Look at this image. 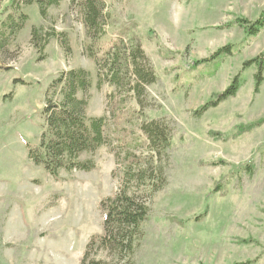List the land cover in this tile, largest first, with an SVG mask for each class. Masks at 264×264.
<instances>
[{"label": "rangeland", "instance_id": "374dc122", "mask_svg": "<svg viewBox=\"0 0 264 264\" xmlns=\"http://www.w3.org/2000/svg\"><path fill=\"white\" fill-rule=\"evenodd\" d=\"M103 1L105 34L96 42L80 0H61L44 15L36 3L0 2V34L15 10L27 16L0 48V264H81L104 234L101 202L119 192L128 153H150L141 127L155 119L171 136L150 158L167 184L146 194L150 212L131 263L264 264V123L249 127L264 119V80L256 90L258 67L244 64L264 51V27L249 35L240 22L261 19L264 0ZM120 39L139 43L157 74L143 113L130 96H114L87 50L101 55ZM224 46L229 52L216 54ZM77 68L91 78L86 114L105 118L108 139L75 159L93 168L53 176L28 146L44 130L48 85ZM236 75L237 93L196 116ZM90 256L129 264L97 244Z\"/></svg>", "mask_w": 264, "mask_h": 264}, {"label": "trees", "instance_id": "16d2710c", "mask_svg": "<svg viewBox=\"0 0 264 264\" xmlns=\"http://www.w3.org/2000/svg\"><path fill=\"white\" fill-rule=\"evenodd\" d=\"M2 0H0L1 2ZM24 3L38 6L39 14L44 15L46 8L56 5L61 0H21ZM17 3H15V7ZM84 20L96 42L105 34L104 23L107 15L103 12V0H80ZM27 16L16 11L10 14L2 23L3 31L0 34V48L15 31L22 28ZM241 24L249 35H256L264 27V14L262 18L249 23L247 19H240ZM1 31V30H0ZM35 32V31H34ZM36 36H40L39 33ZM231 47V46H230ZM224 46L216 54L230 50ZM87 50L99 68L104 72V79L116 87L115 95L130 96L139 107L140 113L146 106V88L157 80V74L142 46L137 43L125 42L120 39L113 43L103 54H96L97 50L90 45ZM207 61V60H205ZM246 65L256 64L258 71L255 74L256 90L264 80V51L256 57L246 61ZM239 75H236L225 90L215 93L208 101L196 111V116H201L209 108L217 106L220 102L234 96L240 85ZM91 85L89 71L77 68L62 71L55 77L45 92V105L42 116L45 121L44 130L40 136L37 147L28 146L29 157L32 162L43 166L51 175L57 176L58 169L68 171L73 168L89 170L94 164L88 161L75 159L84 151H94L107 143L104 132L105 118L89 117L86 114L87 100L84 94ZM123 102L124 100L121 99ZM264 119L250 126L260 125ZM252 126V127H253ZM167 125L161 120H151L142 125L141 130L146 138L148 153L144 158L128 153L130 162L126 170L125 180L119 192L114 197L102 200L101 206L105 210L104 234L99 238H92L81 264H110L103 259L91 257V250L97 244L99 248L121 257L132 264V257L137 252L138 239L143 234L142 224L146 221L150 206L146 197L153 196L167 184V176L162 168L156 167L151 160L154 155L161 154L155 147L167 146L165 140L171 138L166 131ZM164 141V142H163ZM151 158V160H150ZM138 169H135V167ZM142 166V168H141ZM137 182V191L131 192L129 184ZM148 194L149 196H146ZM235 264H253L237 262Z\"/></svg>", "mask_w": 264, "mask_h": 264}]
</instances>
